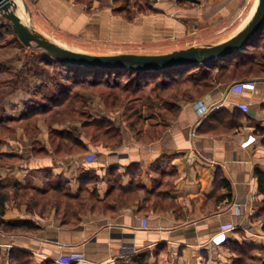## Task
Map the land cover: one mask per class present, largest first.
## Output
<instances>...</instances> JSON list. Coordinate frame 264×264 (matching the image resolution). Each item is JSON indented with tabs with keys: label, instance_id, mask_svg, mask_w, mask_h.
<instances>
[{
	"label": "crops",
	"instance_id": "0c3cea01",
	"mask_svg": "<svg viewBox=\"0 0 264 264\" xmlns=\"http://www.w3.org/2000/svg\"><path fill=\"white\" fill-rule=\"evenodd\" d=\"M147 1L148 12L134 8L127 20L115 0H39L29 5L30 18L38 32L73 52L153 55L189 48L194 33L214 37L237 24L228 39L256 4ZM243 82L252 83L253 89L242 88ZM197 102L206 109L203 115L194 107ZM171 108L148 116V110L142 111L147 129L133 135L124 128L122 144L114 151L82 138L86 151L55 157L48 127L41 122L36 141L43 153L34 155L24 130L17 128L0 154L20 160L0 167V184L37 189L60 185L75 195L83 177L94 173L100 201L113 185L121 195L138 186L140 198L127 204L125 196L113 210L87 211L79 223L65 226L54 210L46 216L28 213L8 186L2 220L31 221L35 228L0 231V264H14L13 258L23 264L26 257L28 264H139L138 258L144 264H232V244L264 248V219L259 216L264 196L257 179H264V74L216 83L197 100L172 102ZM63 124L52 129H68L70 123ZM146 194L161 195L160 210H147ZM227 225L232 229L224 232V244H212L211 238Z\"/></svg>",
	"mask_w": 264,
	"mask_h": 264
},
{
	"label": "trees",
	"instance_id": "16d2710c",
	"mask_svg": "<svg viewBox=\"0 0 264 264\" xmlns=\"http://www.w3.org/2000/svg\"><path fill=\"white\" fill-rule=\"evenodd\" d=\"M124 1L126 4L130 3V0ZM143 1L148 6L147 10L149 11L148 1ZM139 10L140 13L145 12ZM122 11L120 9L118 13L120 14ZM125 18L130 20L131 16H125ZM1 19L0 17V24L3 20ZM50 61L57 63L53 60ZM67 68L74 73L69 76L70 78L67 77L72 85L62 91L45 96L44 100L48 104L47 106L39 110L34 107L17 118L4 117L0 119V148L3 145L5 136L11 131V125H20L26 135L32 136L33 131L36 135L38 130L35 123L42 120L48 126L50 150L55 157L75 156L86 151L87 147L83 143L82 137L90 140V143L114 151L121 146L124 137L122 120L119 122L118 118L113 116L120 109L130 111L129 115L126 116L127 113L123 115L125 120L128 121L126 129L133 131L135 135H140L144 131L145 119L140 108H135L132 103H140L143 108L168 110L171 108L172 102L197 100L216 83L226 82L227 80H246L264 74V26L257 36L252 39L249 46L239 53L224 60L199 66L150 73L127 70H89L71 66ZM196 70L199 77L190 74L191 71ZM214 70L217 71L215 76H213ZM126 76L130 78L123 81ZM75 89H81L84 93H73ZM96 98L99 99L98 101L102 104L107 115L100 113L101 117H96L86 111H77L75 108L79 106L83 109H90ZM76 115L86 117L85 121L81 120L82 124L80 126L75 127L70 124L68 129L55 131L49 124L59 118H66L72 122V117L74 118ZM56 124L59 125L60 123L58 124L56 121ZM139 125H141V128L138 127ZM38 145L35 139L32 154L43 153L42 148L37 147ZM19 160V156L14 154H0V161L2 162H11L14 165ZM6 163H4V166L10 165ZM89 178L88 174L83 177L80 181V188L75 195L69 194L60 185L51 186L47 189H37L29 185L11 184L13 185L16 201L24 203L28 213H38L40 216H46L54 210L60 224L65 226L79 223L80 218L87 211L96 214L113 210L116 208V204L123 202L125 196L129 199L126 202L127 204L135 203L140 198L138 186L121 195L123 193L119 187L113 185L104 200L100 201L97 191L94 188L91 190L87 184L91 182L94 187L96 181L94 182L92 179L90 181ZM257 179L258 191L264 196V179L261 176H258ZM6 188L8 186L0 184V231L3 233L33 231L35 225L31 221L4 222L2 220L5 209L4 204L7 200ZM9 188L11 187L9 186ZM145 201L149 203L147 210L158 211L161 209L164 200L161 195L146 194ZM259 216L264 219V199ZM232 247L236 252V258L232 264H253L259 259L252 253L264 252V248L246 243L241 245L232 244ZM13 260L14 264H19L18 258H13ZM25 262L23 264L29 263V257H26ZM137 262L144 264L142 258H138Z\"/></svg>",
	"mask_w": 264,
	"mask_h": 264
},
{
	"label": "rangeland",
	"instance_id": "374dc122",
	"mask_svg": "<svg viewBox=\"0 0 264 264\" xmlns=\"http://www.w3.org/2000/svg\"><path fill=\"white\" fill-rule=\"evenodd\" d=\"M29 1L30 0H20L19 7L17 5L15 12L24 24H28L32 26L33 29H35L38 32L36 27L32 24L30 18L32 15V10H30L29 5L35 2H31V1L29 2ZM115 1L118 2L117 4H119L118 5L119 9L123 10L121 15L124 18L125 16H132L133 14L132 10L134 8L137 12L139 9L145 12L148 11L147 10L148 6L145 4L143 0H130L129 4H126L124 0H115ZM254 1L255 0H250L251 4ZM134 3H135V7H134ZM24 5H26L27 7L26 15L23 13ZM145 12H141V13H145ZM237 27H238L237 24L232 25V28H230V30L228 31L226 30L222 33H219L214 37L212 36L205 38V36H199V32L197 34L194 33L191 39L192 41L187 43V45H191L189 47H192L195 45L202 46L205 44L218 43L226 39L227 35H231L232 33H234ZM67 67L68 66L61 65L59 63H53L50 60H47L45 57L42 56L41 50H36L33 47L32 48L25 47L16 38V36L13 35L11 28L6 24V22L2 20V23L0 24V119L4 117L17 118L23 113L33 109L34 107L39 110L40 108H44L45 106H47L48 104L44 100L45 96L52 95L54 93H57L58 91H62L66 88H69L72 85L71 81L67 80V77L72 76L74 73L70 71ZM196 72L197 70L191 71L190 74L192 75L195 74V76H198V73ZM216 73L217 71L214 70L213 76H215ZM129 78L130 77L126 76L123 78V81H125L126 79L128 80ZM73 93H84V91L81 89H75ZM94 100L95 103L93 104V106H91L92 108L90 109H83L79 106H76L75 108L77 109V111L80 112L86 111L88 114L95 115L96 117H101L100 113L106 114L104 108L102 107V104H100V102L98 101L99 99L96 98ZM132 105L137 109L140 108L141 113L142 111H144V114L145 111L148 110L146 111L145 116H148L147 114H151L153 112L158 113V111L163 110V109H151L150 107L143 108L142 105H140V103H134V104L132 103ZM125 113H127L126 114L127 116L129 115L130 111H128L127 109H120L119 112L113 115L116 118H118L119 122H121L122 120L123 129L126 128L128 122L127 120H125V117H123ZM154 118L157 120L156 115L154 116ZM85 119L86 117L84 118L76 115L74 116V118L72 117V122L67 120L66 118L63 119L59 118L56 121L58 122V124L64 123L63 125H66V123L69 122L70 124L76 127V126H80L82 124L81 120L85 121ZM56 121H52L49 124H51V126H55L57 125ZM41 122L45 124L42 120H39L35 124L37 125L40 124L41 126L42 125ZM149 123L152 124V121H150ZM45 126H47V124ZM138 127L141 128V125H139ZM17 128H21L20 125H11V131L5 136V140L10 138L14 139L12 134ZM145 129L147 128H145L144 125V130ZM127 130L131 131L129 129ZM34 132L35 131H33L32 136L25 135V138L27 140V145L31 147L33 146V142L38 136L37 134L35 135ZM131 132L134 135V132L133 131ZM145 137H146L145 135L142 136L143 140L145 139ZM87 141L90 142V140ZM89 144L93 145L94 143H89ZM97 145L98 144H94V146ZM39 146L40 145H38L37 147ZM3 162L6 163V161ZM3 162L0 161V167L4 166ZM6 164H10L12 166L11 162ZM10 165H6V166H10ZM88 177H90L89 178L90 181L92 179L94 182L96 181V179H98L94 175V173H90V174L88 173ZM87 184L92 190L93 185L91 184L93 183L88 182ZM8 186L11 187L9 189L11 190L12 193H14L13 198L15 199V192L13 191L14 190L13 185L10 183ZM47 186L48 184H46L45 187ZM230 251L231 253H233V255L236 258V252H234L233 247L230 248ZM252 254H254V256L257 257L259 260L261 261L264 260V252H254ZM257 262L258 261L254 262L253 264H257Z\"/></svg>",
	"mask_w": 264,
	"mask_h": 264
},
{
	"label": "water",
	"instance_id": "95a60500",
	"mask_svg": "<svg viewBox=\"0 0 264 264\" xmlns=\"http://www.w3.org/2000/svg\"><path fill=\"white\" fill-rule=\"evenodd\" d=\"M16 7L15 0H0V17L25 47L41 50L43 57L61 65L89 70H127L150 73L194 67L224 60L249 46L252 39L264 26V0H256L254 10L243 27L232 37L219 43L192 46L153 55H90L73 52L59 46L37 32L32 26L24 24L15 12ZM24 12L27 14L26 5H24Z\"/></svg>",
	"mask_w": 264,
	"mask_h": 264
},
{
	"label": "built area",
	"instance_id": "2783aa9c",
	"mask_svg": "<svg viewBox=\"0 0 264 264\" xmlns=\"http://www.w3.org/2000/svg\"><path fill=\"white\" fill-rule=\"evenodd\" d=\"M31 2H38L39 0H30ZM242 88L247 89V90H252L253 89V85L250 82H243L239 84ZM194 107L197 111V113L199 115H203L206 111L205 107L202 106V104L200 102H197L194 104ZM239 110L241 111H245V109L243 110L242 107H239ZM264 224H261L260 226H262ZM231 228V226L227 225V226H223L222 227V232L218 233L217 235H215L213 238H211V243L214 244L215 246H221L224 244L226 237L224 232L229 231Z\"/></svg>",
	"mask_w": 264,
	"mask_h": 264
},
{
	"label": "bare ground",
	"instance_id": "6f19581e",
	"mask_svg": "<svg viewBox=\"0 0 264 264\" xmlns=\"http://www.w3.org/2000/svg\"><path fill=\"white\" fill-rule=\"evenodd\" d=\"M15 1H16V3H17L18 7H19L20 0H15ZM23 13L26 15V13L24 12V6H23Z\"/></svg>",
	"mask_w": 264,
	"mask_h": 264
}]
</instances>
